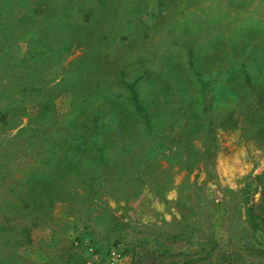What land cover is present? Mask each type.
Here are the masks:
<instances>
[{
	"label": "rangeland",
	"instance_id": "374dc122",
	"mask_svg": "<svg viewBox=\"0 0 264 264\" xmlns=\"http://www.w3.org/2000/svg\"><path fill=\"white\" fill-rule=\"evenodd\" d=\"M147 1L137 21L143 31L141 40L134 42L132 58L126 60L124 55L125 38L115 48L131 74L143 63L152 72H165L156 65L167 40L179 44L193 38L210 56L247 36L254 44L264 39V0H166L163 11L159 0ZM4 14L20 17L24 12L12 5ZM31 14L29 10L27 15ZM6 23L3 28L7 27L5 34L11 38L13 19ZM0 48L24 59L8 66L0 63V86L7 93L20 94L16 86L22 79L56 83L42 92L51 98L54 113L34 119L41 98L35 94L12 113L15 117L8 127L0 124V264H264V231L245 222L246 197L241 192H250L246 206L255 204L257 213L264 216V133L244 135L240 128H219L209 155L203 160L197 156L190 170L185 161L171 156L185 124L177 118L170 137L160 136L153 144L145 124L132 141L121 132L118 137L109 134L125 140L127 147L113 156L101 133L82 138L73 130L97 106H108L111 99L121 102L114 93L120 83L117 74L99 76V81L98 76L77 73L70 85L59 86L70 60L80 51L58 65L30 72L40 52H25L11 41ZM184 52L170 48L168 58L178 61ZM149 58L152 62L145 60ZM12 64L19 65L11 68ZM212 77L207 95L210 104L217 98L210 110L216 115L227 106L223 101L230 73ZM85 79L99 81L101 87L92 95H88L91 89L78 93L75 81ZM7 104V97H2L3 115ZM44 128L48 132H39L42 137L32 134ZM201 139L192 140L200 147ZM97 144L108 145L103 152L109 173L101 174L99 184L86 180L93 176V167L103 170ZM129 148L140 152L135 156ZM66 160L70 167H65Z\"/></svg>",
	"mask_w": 264,
	"mask_h": 264
},
{
	"label": "trees",
	"instance_id": "16d2710c",
	"mask_svg": "<svg viewBox=\"0 0 264 264\" xmlns=\"http://www.w3.org/2000/svg\"><path fill=\"white\" fill-rule=\"evenodd\" d=\"M145 1L0 0L2 7H0V45L11 41L24 47L25 52H40L41 56L36 66L29 68L30 72H35L43 65L45 66L42 68L45 69L58 65L69 54H73L76 50L80 51L76 59L70 60L65 77L57 83L59 86L70 85L72 76L77 73L79 76L84 74L86 77L98 76L99 81L102 79L99 76L112 77L117 74L116 78L120 80V83L114 93L119 96L116 99H121V102L111 99L112 102H109L108 106H97L73 130L82 138L101 133L104 140L110 143V150H114L113 156L117 154V150H125L127 147L125 140L113 138L109 134L113 133L112 136L118 137L121 132L126 134L124 136L127 140L132 141L142 132V124H145V131L150 135L149 144H153L160 136L170 137L177 118H183L185 124L178 136L176 133L178 142L176 147L172 148L171 156L173 159L179 158L185 161L184 165L190 170L196 165L197 156H201L203 160L205 155H209L219 128L225 131L240 128L244 135L264 133V39L254 44L256 43L254 39L247 36L234 41V45L227 44L228 50L220 48L222 51L210 56L203 54L204 46L193 38L179 44L167 40L160 52L162 57L158 59L156 65L160 69H166L165 72H160V74L152 72L151 67L143 63L131 74L127 72V67L120 63L122 62L121 54L115 48L119 42H122L121 38H125L127 42L124 46L127 50L124 55L127 56L126 60L132 58L136 51L134 42L136 39L141 40L140 35H142L143 28L137 24V21L142 19L148 7V1L146 3ZM12 5L22 9L24 14L20 17L4 14L6 7ZM159 7L163 11L167 7L166 0H159ZM29 10L32 12L31 15H27ZM10 19H13V27L11 38H8L5 34L7 27L3 28V26ZM15 25H17L16 28ZM143 45L142 50L146 47L145 43ZM170 48L184 50L183 58L178 61L174 57L168 58ZM107 49L114 50L108 53ZM1 50L2 48H0V63L3 65L4 63L8 66L11 63L24 62L23 58L20 61ZM112 55L116 57L113 58ZM141 55L143 56L144 52ZM145 60L152 62L150 58ZM18 65L12 64L11 68ZM167 65H170V68ZM183 65H186V73L188 70L191 71L190 75L186 73L184 75ZM222 71L230 73L227 85L229 90L227 98L223 101L227 106L218 114L212 115L211 106L217 98L210 104L207 95L208 84L213 74ZM2 81L0 79V82ZM99 81L92 83L85 79L82 83L75 81L74 85L78 93L91 89L88 95H92L101 87ZM53 84L56 83L42 80V78L40 80L34 78L31 81L22 79L16 86L21 89L20 94L18 92L7 93L6 88L0 86V100L4 96L8 99V104L4 106L7 112L5 115L2 111L0 113V124L8 127L10 120H13L12 113L23 106L29 98H33L35 94H39L41 98H38L40 109L34 119L47 117L48 111L54 113L51 98L42 93ZM42 85L44 86L41 87ZM102 91L103 89L101 93ZM73 95L75 96V93ZM15 103L18 104L13 106ZM162 126L164 130H155V127L161 128ZM168 127H171L170 132L163 135ZM39 132L45 134L48 129L32 130L33 135L42 137ZM199 136L202 138L200 147L192 140ZM107 147L108 145L97 144L103 170L93 167L94 171H91L93 176H86V180L99 184L101 174L105 176L109 173L103 152ZM129 151L135 156L140 152L137 148H129ZM66 162L65 167H70L71 163L67 160ZM84 163L87 165L86 161ZM81 164H83V159ZM96 175L98 178H93ZM241 192L243 198L246 197V201H243L247 214L245 222L254 226L258 231H264V216L257 213L255 204L246 206L250 192L246 189ZM262 202L264 205V192H262Z\"/></svg>",
	"mask_w": 264,
	"mask_h": 264
}]
</instances>
